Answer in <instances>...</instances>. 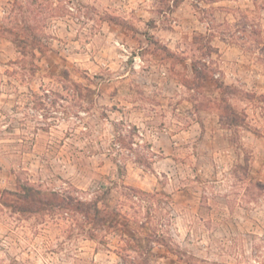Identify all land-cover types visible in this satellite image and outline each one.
<instances>
[{
    "label": "rangeland",
    "instance_id": "374dc122",
    "mask_svg": "<svg viewBox=\"0 0 264 264\" xmlns=\"http://www.w3.org/2000/svg\"><path fill=\"white\" fill-rule=\"evenodd\" d=\"M36 3L0 0V264H264V0Z\"/></svg>",
    "mask_w": 264,
    "mask_h": 264
},
{
    "label": "trees",
    "instance_id": "16d2710c",
    "mask_svg": "<svg viewBox=\"0 0 264 264\" xmlns=\"http://www.w3.org/2000/svg\"><path fill=\"white\" fill-rule=\"evenodd\" d=\"M31 4L35 7L37 4L36 0H31ZM38 12H40L39 7H35L30 11V13L33 14L31 19L32 21L35 22ZM13 34L16 37L18 32L14 31ZM12 41L15 43L17 42L16 38ZM5 194L7 196L3 197L1 202L4 205L10 206L14 210L20 212L34 213L43 210L53 211L58 209L80 212L85 218L91 220L92 222H97L101 218L98 215L99 211L96 203L83 202L64 193L44 191L31 185H21L17 191L6 192Z\"/></svg>",
    "mask_w": 264,
    "mask_h": 264
},
{
    "label": "crops",
    "instance_id": "0c3cea01",
    "mask_svg": "<svg viewBox=\"0 0 264 264\" xmlns=\"http://www.w3.org/2000/svg\"><path fill=\"white\" fill-rule=\"evenodd\" d=\"M137 126L139 127V125L137 124Z\"/></svg>",
    "mask_w": 264,
    "mask_h": 264
},
{
    "label": "built area",
    "instance_id": "2783aa9c",
    "mask_svg": "<svg viewBox=\"0 0 264 264\" xmlns=\"http://www.w3.org/2000/svg\"><path fill=\"white\" fill-rule=\"evenodd\" d=\"M135 59V58H134Z\"/></svg>",
    "mask_w": 264,
    "mask_h": 264
}]
</instances>
